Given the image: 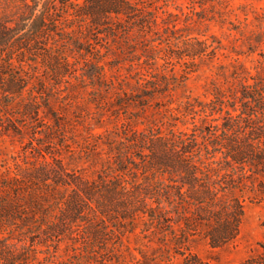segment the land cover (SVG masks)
Returning <instances> with one entry per match:
<instances>
[{"label":"trees","instance_id":"trees-1","mask_svg":"<svg viewBox=\"0 0 264 264\" xmlns=\"http://www.w3.org/2000/svg\"><path fill=\"white\" fill-rule=\"evenodd\" d=\"M158 25L145 0H0V131L30 128V151L42 157L0 178V264H106L138 232L182 254L177 264H213L189 249L190 236L201 232L218 246L238 235L245 207L237 190L253 177L264 186V59L256 73L235 72V88L189 102V113L205 118L190 131L132 128L108 142L113 166L94 177L69 170L58 155L47 158L41 147L53 142L43 141V133L62 126L50 96L73 75L74 53L88 65L78 73L82 79L114 88L92 39L106 31L131 42L137 27L157 34L145 38L146 49L157 50L155 41L169 38ZM174 37L176 47L164 57L170 63L194 62L221 47L213 35ZM143 86L145 95L159 87ZM60 187L66 193L49 202ZM63 242L68 254L55 263ZM227 264H264V250Z\"/></svg>","mask_w":264,"mask_h":264},{"label":"rangeland","instance_id":"rangeland-1","mask_svg":"<svg viewBox=\"0 0 264 264\" xmlns=\"http://www.w3.org/2000/svg\"><path fill=\"white\" fill-rule=\"evenodd\" d=\"M145 1L158 14L159 31L169 38L161 43L155 41L157 50H148L145 38L157 36L153 30L139 31L134 27L131 42H125L119 34L104 31L92 41L105 54L107 80L113 81L115 87L94 86L90 79H82L78 73L88 65L84 66L83 55L74 53L73 75L68 77L69 81H61V90L55 89L50 96V108L59 113L62 126L53 128V133L47 131V137L45 133L40 135L43 141H53L52 146H41L43 152L49 159L51 154L58 155L69 170L85 177H94L104 168L111 170L113 159L108 142L118 143L123 132H131L132 128L190 131L194 123L203 124L205 118L203 113H189V102L197 99L204 103L217 88H235L239 83L235 72L246 75L247 71L256 73L262 69L264 0ZM174 24L177 30L171 32ZM166 26L170 29L166 30ZM187 34L209 40L213 35L220 40L221 47L214 54L196 57L194 62L177 58H173V63L167 62L164 57L176 47L174 36ZM146 80H155L159 86L151 95H145L142 88L144 84L155 83H146ZM130 97L143 101L129 102ZM43 110L41 115L52 122L47 115L49 108L43 107ZM32 138V130L26 127L21 133L0 131V178L14 175L26 161L42 159L36 151H30ZM65 193L66 189L60 187L47 198L52 202ZM237 193L243 199L245 211L236 238L218 246L211 245L201 232L189 238V249L213 264L242 261L264 250L261 246L264 244V186L253 177ZM13 236L22 235L15 231ZM159 245L154 236L130 233L106 264H177L182 260L183 255L173 248L168 251ZM67 251L63 242L56 252L55 263L66 258ZM37 256L41 258L42 253Z\"/></svg>","mask_w":264,"mask_h":264}]
</instances>
